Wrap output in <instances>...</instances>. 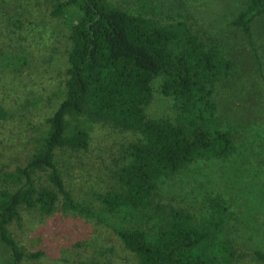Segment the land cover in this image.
Masks as SVG:
<instances>
[{
    "label": "trees",
    "instance_id": "obj_1",
    "mask_svg": "<svg viewBox=\"0 0 264 264\" xmlns=\"http://www.w3.org/2000/svg\"><path fill=\"white\" fill-rule=\"evenodd\" d=\"M30 1L48 4L54 17L68 13L69 49L63 97L45 118L47 127L27 162L4 175L23 179L14 190L0 189V240L11 250L5 264L41 254V249L23 251L8 232L7 224L21 218L23 206L42 216L70 211L103 222L119 216L114 230L135 264H233L242 253L230 237V211L222 197L215 196L200 215L157 201L160 185L187 163L226 158L234 151L232 134L220 127L212 99L231 61L218 47H207L187 20L159 21L108 0ZM263 10L264 0H246L234 23L248 33ZM14 61V56L4 58L6 64ZM157 75L161 92L175 100L173 121L147 118L144 112ZM7 114L0 105V118ZM94 122L140 137L123 147L127 161L113 171V185L85 202L65 187L56 150L85 149ZM40 174L51 186L37 182ZM254 254L264 260L263 251Z\"/></svg>",
    "mask_w": 264,
    "mask_h": 264
},
{
    "label": "rangeland",
    "instance_id": "obj_2",
    "mask_svg": "<svg viewBox=\"0 0 264 264\" xmlns=\"http://www.w3.org/2000/svg\"><path fill=\"white\" fill-rule=\"evenodd\" d=\"M21 1H0V105L8 113L0 118V189L7 190L23 179L5 173L27 162L47 127L45 118L63 97L69 49L68 13L54 17L48 4ZM108 1L163 22L187 20L207 47H218L231 61L212 99L220 127L232 134L234 151L226 158L187 163L160 185L157 201L200 215L219 195L230 211V237L242 253L233 264H264L254 254L264 252V10L245 33L234 20L246 0ZM6 56H14V63L6 64ZM161 80V75L151 80L144 112L147 118L173 121L175 100L161 92ZM138 137L136 131L94 122L85 149H57L61 177L72 196L94 202L95 192L110 188L113 171L127 161L123 147ZM40 175L37 182L51 186ZM20 214L7 224L9 234L23 251L41 249V254L24 256L17 264H135L114 230L119 216L107 222L70 211L42 216L24 206ZM10 258V248L0 240V264Z\"/></svg>",
    "mask_w": 264,
    "mask_h": 264
}]
</instances>
